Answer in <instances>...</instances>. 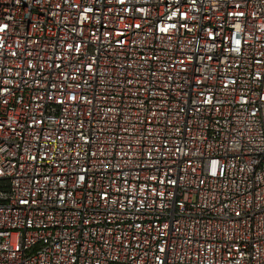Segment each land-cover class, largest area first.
<instances>
[{"label": "built area", "instance_id": "obj_1", "mask_svg": "<svg viewBox=\"0 0 264 264\" xmlns=\"http://www.w3.org/2000/svg\"><path fill=\"white\" fill-rule=\"evenodd\" d=\"M0 264H264V0H0Z\"/></svg>", "mask_w": 264, "mask_h": 264}]
</instances>
